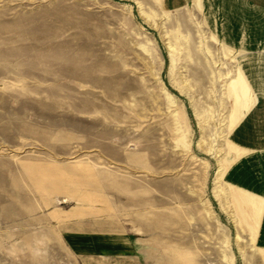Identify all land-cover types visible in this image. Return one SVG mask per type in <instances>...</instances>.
<instances>
[{
    "label": "rangeland",
    "instance_id": "rangeland-1",
    "mask_svg": "<svg viewBox=\"0 0 264 264\" xmlns=\"http://www.w3.org/2000/svg\"><path fill=\"white\" fill-rule=\"evenodd\" d=\"M246 14L253 51L201 0H0V264H264L226 179Z\"/></svg>",
    "mask_w": 264,
    "mask_h": 264
},
{
    "label": "crops",
    "instance_id": "crops-1",
    "mask_svg": "<svg viewBox=\"0 0 264 264\" xmlns=\"http://www.w3.org/2000/svg\"><path fill=\"white\" fill-rule=\"evenodd\" d=\"M201 3L210 24L225 41L251 51L256 43H261L255 37L259 33L253 32L251 15L246 12L264 11V0H201ZM261 53L248 58L244 69L255 100L231 133L232 143L240 154L228 168L226 179L241 189L237 199L246 212L243 223L249 231L254 226L255 240L262 220L259 240L264 245V48Z\"/></svg>",
    "mask_w": 264,
    "mask_h": 264
},
{
    "label": "bare ground",
    "instance_id": "bare-ground-1",
    "mask_svg": "<svg viewBox=\"0 0 264 264\" xmlns=\"http://www.w3.org/2000/svg\"><path fill=\"white\" fill-rule=\"evenodd\" d=\"M224 44V43H223ZM225 45V44H224ZM242 76H243V78L245 79V77H244V75L242 74ZM243 80V79H242ZM244 81V80H243ZM246 81V80H245ZM247 84V83H246ZM246 88L248 89V97H247V99H245L244 100V102H243V104H242V110H241V113H242V115H241V117L250 109V107H251V105L253 104V102H254V100H255V97H254V95L252 94V95H250V93H251V87H250V85H248L247 84V86H246ZM253 93V92H252ZM233 145V144H232ZM233 147H235L234 145H233ZM236 149V148H235ZM234 151V150H233ZM236 156H237V154H236ZM234 158V157H233ZM232 160V159H231ZM228 163H231V161L230 162H228ZM251 230L252 231H254V226L252 225L251 226Z\"/></svg>",
    "mask_w": 264,
    "mask_h": 264
}]
</instances>
